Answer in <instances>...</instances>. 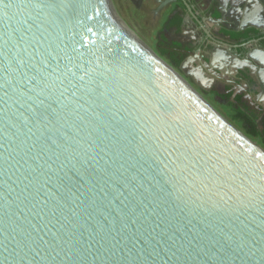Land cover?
Masks as SVG:
<instances>
[{
	"label": "water",
	"instance_id": "water-1",
	"mask_svg": "<svg viewBox=\"0 0 264 264\" xmlns=\"http://www.w3.org/2000/svg\"><path fill=\"white\" fill-rule=\"evenodd\" d=\"M113 9L0 0V264H264V157Z\"/></svg>",
	"mask_w": 264,
	"mask_h": 264
},
{
	"label": "rangeland",
	"instance_id": "rangeland-1",
	"mask_svg": "<svg viewBox=\"0 0 264 264\" xmlns=\"http://www.w3.org/2000/svg\"><path fill=\"white\" fill-rule=\"evenodd\" d=\"M112 2L116 11L129 25L130 29L156 51L158 42L163 40L160 30L175 6L167 5L165 0H112ZM196 34H199V31L192 24L189 31L185 28L184 32L179 35L175 31L168 32L165 37L169 43L184 44L188 41V36L190 40V37H196ZM213 47L216 49L215 53H202L204 65L209 72L203 69L196 57H190L189 55L180 57L182 61L181 72L175 71L245 136L255 141L264 152V140H261L263 138L254 139L248 136L244 130V122L241 119H236L238 115L242 114L249 117L262 129L263 116L250 106L246 97L242 100L236 99L238 95L242 97L244 93L242 89L232 88V85L219 78L221 77L227 81L232 80L234 71L228 64L223 63L222 66L221 62L216 63L217 51L220 48ZM253 103L255 104L254 101Z\"/></svg>",
	"mask_w": 264,
	"mask_h": 264
},
{
	"label": "flooded vegetation",
	"instance_id": "flooded-vegetation-1",
	"mask_svg": "<svg viewBox=\"0 0 264 264\" xmlns=\"http://www.w3.org/2000/svg\"><path fill=\"white\" fill-rule=\"evenodd\" d=\"M215 1L217 0H165V3L167 5L173 6V7L175 6V8L172 9L173 10L172 13L170 12L171 15L169 16L168 19H171L175 17L176 15H181L183 17V25H182L181 32H177V30L175 29H172L168 32L175 31V33L178 35L182 34L185 28L188 30L191 29V27L188 26L189 23H192L193 26H195V28L198 29L199 31V34H196V37L195 36L190 37V40L188 36V41L184 44L183 43L179 44V47L175 46V44L177 43H174V42L169 43L168 40H167V44L170 46V50L178 52L180 56L182 57H185L187 55H189L190 57L191 56L196 57L199 60L200 65L206 71L208 70L206 69L204 65V60L202 59V57L204 58V56H202V53L203 54L204 52L209 53V54L215 53L216 49L213 46L220 48L217 51L218 59H220V57L222 56L225 60L223 61L224 64H228V65L232 64L233 66L230 68L234 71V73L232 75V80L227 81L221 77L219 78L222 79V81L227 82L229 85H232L233 86L232 88L242 89L244 92L242 97L238 95L236 96V99L238 100L237 97H241L240 100H242V98L246 97L248 99L250 106L255 111L260 113L264 119V102L263 101L260 102L261 94L258 92H255L254 90L251 91V88L256 85V84H253L251 70L245 69L243 67L239 70H236V67H235V64H236L235 59L240 60V61L247 59V61L248 60L249 62L251 61L249 57L250 52L253 50L251 49V47L255 45L259 47L258 48L259 51H262L261 53H259V58L260 60L263 61L264 34L260 35L252 31H248V32L242 31V33L240 32L237 34L235 33L233 34L234 31L225 30L222 27L218 28L215 25L214 27L209 26V22L214 23L216 22V20H218ZM187 3L189 4L190 7H192L194 13L197 15L198 17L197 20L192 16L191 12L189 11L186 5ZM200 8H202L203 13L199 14ZM169 11L171 10L169 9ZM215 29H218V31ZM168 32H166V34ZM235 42L237 44H235ZM251 62H254V61H251ZM235 72H237V74ZM253 101L255 102V104L253 103Z\"/></svg>",
	"mask_w": 264,
	"mask_h": 264
},
{
	"label": "crops",
	"instance_id": "crops-1",
	"mask_svg": "<svg viewBox=\"0 0 264 264\" xmlns=\"http://www.w3.org/2000/svg\"><path fill=\"white\" fill-rule=\"evenodd\" d=\"M215 3L218 20L214 23L209 22V26L214 27L215 25L218 28L222 27L225 30L234 31L233 34L242 33V31H252L260 35L264 34V0H217ZM200 13H203L202 8L199 9V14ZM191 25L192 23L188 24L189 27H191ZM215 30L218 31V29ZM235 44L237 43L235 42ZM258 48L257 45L252 46L251 49L253 50L250 52L249 56L250 60L256 63L249 62L247 59L243 61L235 59V67L236 70L242 67L251 70L253 84H256L251 88V91L254 90L260 93V102H264V58L263 61L260 60L259 53L262 51H259ZM204 54L209 53L204 52ZM215 61L216 63L221 62L223 66V61L225 60L221 56L220 59L217 58ZM229 65L230 67L233 66L232 64ZM237 72L235 73L237 74Z\"/></svg>",
	"mask_w": 264,
	"mask_h": 264
},
{
	"label": "trees",
	"instance_id": "trees-1",
	"mask_svg": "<svg viewBox=\"0 0 264 264\" xmlns=\"http://www.w3.org/2000/svg\"><path fill=\"white\" fill-rule=\"evenodd\" d=\"M183 25V17L181 15H176L175 17L168 19L162 26L160 30L161 37L163 36V40L158 42V46L156 47V53L163 58L168 64H170L176 71L181 72V56L178 52L170 50V46L167 44V39L165 37L166 32L175 29L177 32H181ZM175 46L179 47V44H175ZM238 100L241 97H237ZM236 119H241L244 122V130L246 134L254 139L263 138L264 140V119H263V127L260 129L249 117L244 116L242 114L238 115ZM264 143V141H263Z\"/></svg>",
	"mask_w": 264,
	"mask_h": 264
},
{
	"label": "bare ground",
	"instance_id": "bare-ground-1",
	"mask_svg": "<svg viewBox=\"0 0 264 264\" xmlns=\"http://www.w3.org/2000/svg\"><path fill=\"white\" fill-rule=\"evenodd\" d=\"M113 3V2H112ZM112 12L121 21V23L128 29V31L135 37V39L173 76L175 77L185 88H187L197 99H199L210 111H212L222 122H224L234 133H236L243 141H245L253 150L258 152L264 157V152L260 149L258 144L245 136L238 128H236L230 121H228L221 113H219L196 89H194L186 80L180 76L175 69L168 64L163 58H161L152 47L145 42L141 37L135 34L124 21V19L118 14L116 8L113 5Z\"/></svg>",
	"mask_w": 264,
	"mask_h": 264
}]
</instances>
